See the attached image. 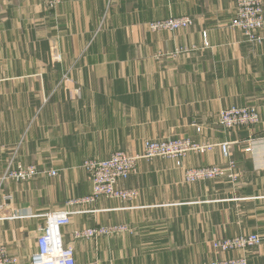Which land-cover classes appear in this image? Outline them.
<instances>
[{
  "label": "crops",
  "instance_id": "0c3cea01",
  "mask_svg": "<svg viewBox=\"0 0 264 264\" xmlns=\"http://www.w3.org/2000/svg\"><path fill=\"white\" fill-rule=\"evenodd\" d=\"M48 1L0 0V180L15 154L59 171L0 182V244L18 264H31L46 214L69 209L75 213L62 233L76 264H210L221 254L207 243L241 231L243 217L230 214V202L264 199V41L249 43L232 26L236 0ZM181 15L194 24L148 26ZM232 106L257 108L261 122L225 131L219 114ZM186 137L231 142L239 173L233 189L184 181L186 168L224 165L217 149L140 160L118 184L138 190L134 200L68 205L92 192L90 174L77 171L86 160ZM113 224L128 230L73 238ZM244 255L264 264V245Z\"/></svg>",
  "mask_w": 264,
  "mask_h": 264
},
{
  "label": "built area",
  "instance_id": "2783aa9c",
  "mask_svg": "<svg viewBox=\"0 0 264 264\" xmlns=\"http://www.w3.org/2000/svg\"><path fill=\"white\" fill-rule=\"evenodd\" d=\"M108 6L113 0H103ZM60 0H54L56 5ZM191 20L186 15L178 17L170 16L165 19L154 20L149 23L151 31H175L186 28L191 24ZM232 26L239 28L246 40L252 44H262L264 41V0H236V12L232 20ZM182 49L172 53L176 58ZM160 58V55L158 56ZM260 121V115L255 107L232 106L223 109L219 114V125L225 129L250 126ZM219 148L226 158L229 168L224 169L219 166H211L199 170H187L184 173V181L193 183L204 179H215L228 176L236 179L233 174L234 164L230 161V144L222 142L208 146H198L186 138H168L161 140H146L143 145L142 154H129L123 150L113 152L106 159H89L85 161L83 167L91 176L92 192L77 199H72L68 205H86L96 202L99 198L106 197L120 199L123 201L134 200L138 196V190L119 187V182L129 178L138 162L142 158L152 159L162 158H182L190 149L205 151ZM58 171L54 169H39L33 166L18 168L9 164L2 179L13 181H29L42 175L57 176ZM73 210H64L46 214V225L41 229L37 237V250L32 255L31 264H76L75 248L72 244L64 242L62 228L71 223ZM125 224H113L108 226L88 227L73 232L76 239H95L100 236L113 235L127 231ZM264 244V234H243L235 236L229 240H221L214 244V247L224 251L252 248ZM0 264H18V258L9 253L6 246L0 244ZM210 264H249L244 256L221 258L212 261Z\"/></svg>",
  "mask_w": 264,
  "mask_h": 264
},
{
  "label": "rangeland",
  "instance_id": "374dc122",
  "mask_svg": "<svg viewBox=\"0 0 264 264\" xmlns=\"http://www.w3.org/2000/svg\"><path fill=\"white\" fill-rule=\"evenodd\" d=\"M53 1L54 0H49L48 1V6L49 7H55V5H53ZM189 17V19L191 20V24L189 26H186V28L192 26L194 24V20L192 17H190L189 15H186ZM174 17H177V16H174ZM162 19H165V18H162ZM159 20V19H157ZM154 21V20H153ZM152 22V21H151ZM149 26V25H148ZM184 52V51H181V53ZM256 110L258 111V109L256 108ZM259 113V111H258ZM260 115V113H259ZM261 122V115H260V121L253 124V125H250V126H244V127H252V126H256L257 124H259ZM223 128V127H222ZM242 127H238V128H233V129H240ZM225 131H230L232 129H225L223 128ZM150 140H157V139H150ZM186 140H190L193 144L195 145H198V146H208V145H213V144H219V143H222V142H228L229 144L231 143L229 140H224V141H220V142H199L197 140H194L192 138H189V137H186ZM217 149H219L218 147L217 148H213L212 150H208L206 149L205 151H201V150H195V149H192V150H188L186 152V155L184 157H188L190 154H196V155H203V154H208V153H212L214 151H216ZM142 148H138L136 151H130L128 150L127 152L129 154H142ZM124 151V150H123ZM223 154V153H222ZM224 160H225V164L224 165H218V164H212V165H207V166H193V167H190V168H186L184 170V173L185 171L187 170H191V171H194V170H199V169H202V168H209L211 166H219V167H222L224 169H228L229 168V165H228V162L226 160V158L223 156ZM170 159H183L182 158H170ZM89 160V159H88ZM141 160H151V159H146V158H142ZM87 161V160H86ZM230 161L234 164V168H233V174L236 176V179L232 180L230 179L227 175L226 176H223V177H220V178H213V179H204V180H198V181H195L193 183H199V182H206V181H225V182H228V185L229 187H226L227 189L231 190L233 189V185L236 184V182L239 180V173H238V168H237V162L236 160L232 157V154H231V157H230ZM85 163V162H84ZM83 163V164H84ZM9 164H11L12 166L18 168V166H22V167H27V166H33V167H37L39 169H41L39 166V164H36V163H24V162H21L17 159V154L15 155H12L10 160H9V163L5 169V171L7 170ZM83 164H82V168L79 169L77 168V171L79 173H81L82 170H84L85 173L88 174L87 170L83 167ZM46 168V167H44ZM43 168V169H44ZM46 169H54V170H57L55 168H50V167H47ZM136 169V167H135ZM134 169V170H135ZM133 170V171H134ZM4 171V172H5ZM58 171V170H57ZM65 171L61 172L62 174H64ZM58 174H59V171H58ZM57 174V175H58ZM55 177V176H54ZM37 179V178H35ZM35 179H31L29 181H16L18 183H27V182H30V181H33ZM9 179H5L3 180L1 178L0 182L3 183V182H6L8 181ZM188 183V182H187ZM192 183V182H191ZM230 196L232 195V193L229 194ZM251 197H255V196H251ZM235 200V199H233ZM238 203V204H237ZM231 204V207H230V214H232L233 216H237L238 218L243 217L241 220V231L239 233H234L232 234L231 236H227V237H221V238H218V239H215L213 240L211 243L208 242L207 243V247L210 248V250L212 249L216 254H221L220 257H216L214 260L216 259H221V258H231V256L229 255L231 252H241V254L243 255H240V256H244L247 258L245 254V252H247L249 249H251L250 247L248 248H242V249H234V250H228V251H224V250H221V249H217L214 247V244L218 241H221V240H229L235 236H238V235H243V234H258V235H263L264 234V199H260V198H257L255 197V199H245V200H242L241 202L240 201H236V202H230ZM99 226V225H97ZM100 226H108V225H100ZM92 227H95V226H92ZM117 234V233H116ZM264 245V244H262ZM262 245H259L257 247H260ZM252 248H255V247H252ZM238 257V256H236ZM213 260V261H214ZM212 262V261H211ZM210 262V263H211Z\"/></svg>",
  "mask_w": 264,
  "mask_h": 264
}]
</instances>
